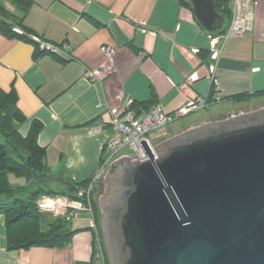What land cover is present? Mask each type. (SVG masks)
<instances>
[{"label": "crops", "instance_id": "crops-1", "mask_svg": "<svg viewBox=\"0 0 264 264\" xmlns=\"http://www.w3.org/2000/svg\"><path fill=\"white\" fill-rule=\"evenodd\" d=\"M252 1L253 29L229 38L221 49L217 75L224 99L212 106L225 104L227 110L234 103L264 105V0ZM32 2L24 15L12 1H0L14 16L24 15V24L32 30L15 26L30 40L0 31V85L6 91L16 89L18 107L26 116L19 128L22 135L29 133L34 120L42 123L38 142L47 148L46 180L53 189L67 190L99 173L106 132L98 134L94 128L110 121V110L119 114L133 99L136 109L160 104L170 112L188 97L211 95L213 33L198 20L192 0ZM34 36L65 53L43 52ZM105 45L115 47V53L107 55ZM95 68L103 75L91 81L87 71ZM242 93L248 98H233ZM207 120L201 117L193 125ZM91 224L87 214L71 220L76 233L64 247L8 249L2 217L0 264H98L90 247L95 234Z\"/></svg>", "mask_w": 264, "mask_h": 264}, {"label": "water", "instance_id": "water-1", "mask_svg": "<svg viewBox=\"0 0 264 264\" xmlns=\"http://www.w3.org/2000/svg\"><path fill=\"white\" fill-rule=\"evenodd\" d=\"M192 2L205 29L223 27L215 0ZM149 153L107 169L131 161L126 196L104 200L111 264H264V106L194 125Z\"/></svg>", "mask_w": 264, "mask_h": 264}, {"label": "trees", "instance_id": "trees-1", "mask_svg": "<svg viewBox=\"0 0 264 264\" xmlns=\"http://www.w3.org/2000/svg\"><path fill=\"white\" fill-rule=\"evenodd\" d=\"M11 1L24 11V15L33 3L32 0ZM180 1L183 4L187 3L186 0ZM229 1L215 0L216 9L227 20V24L224 23L222 28L210 31L211 33L221 34L228 29L232 19L231 9L228 8ZM24 15L17 17L4 7H0V31L7 36H19L30 40L28 35L15 31V26H20L28 33L32 32L24 24ZM36 46L39 47L38 44ZM17 98L15 88L6 91L0 85V222L4 217L7 247L8 249H28L33 246L64 247L72 242L76 233L71 227V221L64 216L55 217L52 213L40 211L37 208V200L45 194L64 195L72 200L80 199L77 191L79 187L87 186L89 180L73 183L67 190L50 187L46 180L50 174L47 148L42 147L38 142L43 125L40 121L34 120L29 133L26 136L22 135L19 128L25 122L26 116L19 109ZM233 98L242 101L248 97L242 93L234 95ZM12 174L24 179V184L13 185ZM3 195H6L5 199L2 198ZM92 206L98 227L104 237L100 205L95 197ZM106 258L107 264H111L108 250Z\"/></svg>", "mask_w": 264, "mask_h": 264}, {"label": "built area", "instance_id": "built-area-1", "mask_svg": "<svg viewBox=\"0 0 264 264\" xmlns=\"http://www.w3.org/2000/svg\"><path fill=\"white\" fill-rule=\"evenodd\" d=\"M232 19L228 29L221 34H210L213 62L209 68L210 81L212 84L211 95H195L186 98L185 102L173 111H166L160 104L148 110H139L134 106V100L129 99L121 113L115 109L110 110L112 117L106 125L94 128L95 133L106 132L102 144V168L99 173L85 187L79 189L80 199L70 200L45 194L40 197L37 204L40 211L51 212L55 215L64 216L67 220L87 214L92 218V228L95 231L92 242L93 258L98 264H107V246L105 238L98 227L93 199L96 187L110 165L122 158L133 161H146L150 159V153L157 155V148L169 136L168 126L193 112L224 99L221 95L222 87L217 75L221 52L226 41L231 37L241 36L253 29L254 3L252 0H234L231 4ZM19 34H27L19 27L15 28ZM28 35V34H27ZM43 52L65 53L64 49L47 40L34 36ZM107 55H113L115 47L105 45L102 47ZM89 80L97 81L103 75L99 68L88 69ZM102 104H100L101 106Z\"/></svg>", "mask_w": 264, "mask_h": 264}, {"label": "rangeland", "instance_id": "rangeland-1", "mask_svg": "<svg viewBox=\"0 0 264 264\" xmlns=\"http://www.w3.org/2000/svg\"><path fill=\"white\" fill-rule=\"evenodd\" d=\"M0 1H4V0H0ZM256 103H258V102H256ZM256 105H258V104H256ZM256 105L255 104H250V105L249 104L248 105L240 104V105H237L236 103H234L232 105V107L227 108V110L225 109V106H226L225 104H216L214 106L208 105L207 107L201 109L200 111L193 112V113H191V114H189L187 116H184V117L180 118L179 120H177L173 124L169 125L168 126V130H169L170 134H173L176 131L179 132L178 130L180 128H184V129L180 130V132L181 131H185V130L191 128V125L199 122V118H201V117L202 118H207V119L208 118H214V117L215 118H217V117L226 118V116H228V114L234 113L236 111L244 112L245 109L246 110H251V108H255ZM207 121H211V120H207ZM207 121H205V122H207ZM201 123H204V122H201ZM201 123H199V124H201ZM175 134H177V133H175ZM20 180H21V178H18V177H16L13 174L11 175V181H12L13 185H16L17 183L23 184V182L20 181ZM80 188L81 187H79V189ZM79 189H78L77 193L79 192ZM105 189H106V187H96V191L94 193L95 200H97L98 205H100L99 209H100V213H101V219L103 218V207H102V203H101V198H102L101 196L102 195H101V192L99 193V191H105ZM57 190H61V189H57ZM54 196H57V195H54ZM61 197H66V196L61 195ZM2 198L5 199L6 195H3ZM39 199H40V197L38 198V200ZM38 200H37V202H38ZM70 200H72V199H70ZM93 209H94V207H93ZM94 212H95V210H94ZM45 213H51V212H45ZM52 214L55 217H59V215H55L54 213H52ZM95 217H96V214H95ZM103 223H104V221L102 219V223H101L102 227H103ZM109 257H110V255H109ZM110 263H111V259H110Z\"/></svg>", "mask_w": 264, "mask_h": 264}, {"label": "flooded vegetation", "instance_id": "flooded-vegetation-1", "mask_svg": "<svg viewBox=\"0 0 264 264\" xmlns=\"http://www.w3.org/2000/svg\"><path fill=\"white\" fill-rule=\"evenodd\" d=\"M259 106L260 105H256V107L255 108H251V110H246L245 109L244 112L252 111L254 109H257ZM261 107H263V106H261ZM236 113H242V111H236L234 113L228 114V116H226V117L232 116V115H234ZM218 119H221V118L220 117L210 118L211 121L218 120ZM222 119H224V118H222ZM193 126L191 125V127H193ZM174 135H176V134L175 133L169 134V136L166 139H168V138H170V137H172ZM130 163H131V161H127L126 162L125 160H122V161L118 162L115 166H113L114 170L112 169V170L106 171L105 175L103 177H101V180L99 181V183L97 185V187H106L105 191H99V193L101 192V195H102L101 196L102 197L101 198V203H102V207H103V218H104V215H105V212H104V200H109L111 196H114V195H117V194L121 195L123 197H125L126 194H127V190L126 189L129 187L128 183H129V179H130L128 176H129V174H131ZM110 171H116V172H110ZM103 221H104V219H103Z\"/></svg>", "mask_w": 264, "mask_h": 264}]
</instances>
